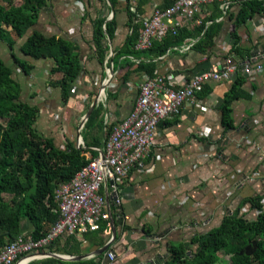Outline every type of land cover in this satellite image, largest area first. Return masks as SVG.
Listing matches in <instances>:
<instances>
[{"label":"crops","instance_id":"1","mask_svg":"<svg viewBox=\"0 0 264 264\" xmlns=\"http://www.w3.org/2000/svg\"><path fill=\"white\" fill-rule=\"evenodd\" d=\"M143 1V13L135 21L141 23L140 29L142 21L149 18L153 9L163 8L166 2ZM138 2L118 0L116 6H112L108 0H47L40 9L37 22L23 37L24 40L35 31L72 42L78 48L82 70L66 104L61 101L59 89L49 85L50 80L61 78L59 73L51 74L52 59L36 60L45 76L41 84L35 82V64L29 63L32 68L25 74L13 62V77L22 87L21 97L39 107L41 129L52 135L57 143L66 138L76 139L80 126L77 119L81 115V122L89 111L87 105L90 107L107 77L105 65L98 63L93 47L94 18L110 20L113 17L117 23L113 40L107 41V53L111 54L112 62V57L132 32L127 25L126 6L135 8ZM215 10L209 5L201 19H207L212 12L217 14L219 9ZM238 11L239 6L234 3L228 16L218 18L222 21V29L212 51L203 53L195 45L188 51L171 49L164 59H159L160 56L154 60V75L160 74L172 83H179L195 73L219 66L234 45L233 23ZM261 20L262 16L257 15L237 28L239 46L250 50L249 56L240 64H264V30L258 28ZM186 29L194 32L195 27ZM196 36L193 33L177 46L199 39ZM9 54L6 52V56ZM129 58L134 66L139 61ZM141 58L144 59L142 54ZM133 65L129 70L134 68ZM127 69L112 62L113 75L106 87L107 100L104 105L99 100L97 103L103 106L101 117L105 125H114L129 113L140 84L148 77L135 71L123 82ZM242 74L245 78L242 89L246 95L232 104L233 128L223 131L220 105L235 78L208 82L204 92L195 98L199 103L185 105L180 115L158 124L154 145L143 163L144 170L148 171L140 173L138 167L130 170L118 186L120 205L111 198L114 194L111 185L102 187L103 194H109L113 222L109 221L106 229L97 236L78 233L74 238H58L53 249L62 257H56L65 261H97L101 257L103 264H164L171 257L168 250L171 245L182 243L191 249L194 247L191 238L195 234L216 227L243 199L263 194L264 74L253 77ZM199 106L206 110L202 111ZM201 131L206 135L200 136ZM262 201L264 204V196ZM242 212L250 219L255 217L250 203L244 204ZM29 229L24 220L23 233H28ZM108 244L109 250L100 255L99 251ZM109 251L116 254L113 262L108 259Z\"/></svg>","mask_w":264,"mask_h":264},{"label":"trees","instance_id":"2","mask_svg":"<svg viewBox=\"0 0 264 264\" xmlns=\"http://www.w3.org/2000/svg\"><path fill=\"white\" fill-rule=\"evenodd\" d=\"M13 1L0 0V40L10 49L14 64L28 74L32 65L13 53L14 45L16 39L23 38L35 25L40 9L47 0H21L17 6L13 5ZM108 1L116 6L118 0ZM143 2L139 0L135 8L126 6L127 25L132 32L112 57V62L117 63L119 68H128L122 77L123 82L135 71L153 77L156 70L154 60L193 33L199 38L195 44L196 49L203 53L213 50L215 39L222 29V21H218V18L223 13L218 2L211 4L216 10L219 9L217 14L212 12L207 19L203 18L202 24L193 29L194 32L183 28L175 35H167L161 42H153L146 51L135 50L141 26V23L135 21L143 13ZM172 2L174 0H166L163 8L170 6ZM235 3L239 6V11L233 23L234 45L227 57L233 56L234 61L240 65L249 56L250 50L239 46L237 28L257 15H264V0H235ZM207 22L211 23L207 25ZM116 26L113 17L110 20L101 17L93 20L92 42L100 64L104 63L108 52L107 41L113 40ZM19 51L23 56L34 60L54 61L51 74L59 73L61 78L50 80L49 85L59 89L61 101L66 104L72 96L73 83L82 70L77 45L34 31L27 35ZM129 57L139 59L138 63L134 66ZM132 65L134 68L129 70ZM13 72V68L0 58V248L23 233L24 220L30 228L27 234L32 237L38 238L47 232L60 215L55 200L56 189L97 155V151L91 147L101 148L106 138L105 128L108 132L113 126L103 124V106L99 104L81 128L86 148L77 147L75 140L69 138L57 143L52 135H47L42 129L40 131V109L21 97L22 87L14 79ZM244 81L242 71L239 70L232 87L222 99L220 109L223 112V131L233 128L232 104L237 98L246 95L242 89ZM203 92L204 89L200 94ZM263 196L264 193L243 199L235 211L222 217L216 227L195 234L191 238V245L194 246L191 249L182 243L171 245L168 249L171 257L164 264H217V254L220 252L228 257L227 264H264ZM245 203H250L252 211L258 212L251 220L246 216L247 213L242 212ZM107 225L103 221L98 230H89L84 234L87 236L94 233L97 236ZM67 237L74 238L75 234ZM54 244L56 241L50 248L53 249ZM27 264H103V260L100 257L97 261H65L51 256L34 259Z\"/></svg>","mask_w":264,"mask_h":264},{"label":"built area","instance_id":"3","mask_svg":"<svg viewBox=\"0 0 264 264\" xmlns=\"http://www.w3.org/2000/svg\"><path fill=\"white\" fill-rule=\"evenodd\" d=\"M216 2L220 4L223 17H226L235 0H174L168 7H155L149 18L142 21L134 48L138 51L146 50L153 42H161L169 34L175 35L185 27L201 25V15L209 5ZM210 23L207 22V25ZM258 28L260 31L264 30V15ZM197 40L183 46H173L159 59L167 57L171 49L188 51ZM110 56L107 53L104 61L107 77L97 92L99 103L103 105L107 100L106 87L112 77L109 71L112 68ZM239 70L253 77L264 74V64L238 65L233 56H229L219 66L195 73L188 80L179 83H172L160 74L144 78L129 113L114 124L110 131L107 132L105 128L106 138L101 148L91 147L97 151V155L56 189L55 200L60 213L58 219L38 238L21 233L3 245L0 248V264H27L34 259L60 256L50 249L58 238L84 234L89 230L96 231L101 222L109 223L110 199L109 194H103L102 187L111 185L114 192L111 198L116 205H120L118 186L126 179L130 170L138 167L140 173L148 171L144 170L143 163L154 145L158 124L180 115L185 105L199 103V99L195 98L208 82L231 80ZM200 109L206 110L204 106ZM199 135L205 136L206 133L201 131ZM75 144L86 148L81 137H76ZM86 154L89 156L88 152ZM257 214L255 211V215ZM107 256L111 262L116 259L114 252L109 251Z\"/></svg>","mask_w":264,"mask_h":264},{"label":"rangeland","instance_id":"4","mask_svg":"<svg viewBox=\"0 0 264 264\" xmlns=\"http://www.w3.org/2000/svg\"><path fill=\"white\" fill-rule=\"evenodd\" d=\"M20 2H21V0H14L13 1V5L17 6V5L20 4ZM16 40L17 41H16V43L14 45L15 55L18 58L22 59V60H26L28 63H32V64L36 65V69L34 71V75H35V78H36L35 82L38 83V84H41L45 80V76H44L43 70L38 68V64L39 63L36 62V60L23 56L22 53L19 51L20 45L24 42L23 38L16 39ZM3 49H5V51ZM6 52L9 54V50L7 48V45L0 40V58L5 62L6 65H8V66H10L12 68L13 65H14L13 61L11 59L12 57H10L11 56L10 54H9V57L6 56ZM8 58H9V60H8ZM80 116L77 119V123H80V119H81ZM39 129H40V131H42L41 128H39ZM217 259H219L217 264H227L228 263V257L224 256L222 252L217 254Z\"/></svg>","mask_w":264,"mask_h":264},{"label":"water","instance_id":"5","mask_svg":"<svg viewBox=\"0 0 264 264\" xmlns=\"http://www.w3.org/2000/svg\"><path fill=\"white\" fill-rule=\"evenodd\" d=\"M111 17H112V15H110V18H111ZM109 71H110V73L113 75V70H112V68H109ZM236 76H237V74H235V75L233 76V78H236ZM97 103H98V96L96 95L95 99L93 100L92 104H91L90 107H89V111L84 115V117L82 118V120H81V122H80V126H79V128H78V130H77V136H78V137H81V135H80V129H81V127L83 126V124H84L85 120L87 119V117L91 114L92 110L96 107ZM110 222H113L112 217H111V213H110ZM109 248H110V245L108 244V245H106L103 249H101V250L99 251V254L102 255L103 253L107 252V251L109 250ZM57 257H62V256H59V255H58Z\"/></svg>","mask_w":264,"mask_h":264}]
</instances>
